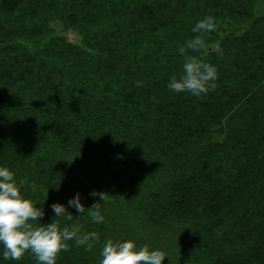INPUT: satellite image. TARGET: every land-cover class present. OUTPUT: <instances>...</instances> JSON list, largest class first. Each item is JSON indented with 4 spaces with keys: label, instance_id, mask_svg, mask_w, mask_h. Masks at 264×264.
<instances>
[{
    "label": "trees",
    "instance_id": "16d2710c",
    "mask_svg": "<svg viewBox=\"0 0 264 264\" xmlns=\"http://www.w3.org/2000/svg\"><path fill=\"white\" fill-rule=\"evenodd\" d=\"M207 16L215 30L193 32ZM186 56L216 67L215 90H169ZM0 167L42 224L60 203L62 228L98 233L56 264H99L107 239L163 264H264V0H0Z\"/></svg>",
    "mask_w": 264,
    "mask_h": 264
},
{
    "label": "clouds",
    "instance_id": "9594fccd",
    "mask_svg": "<svg viewBox=\"0 0 264 264\" xmlns=\"http://www.w3.org/2000/svg\"><path fill=\"white\" fill-rule=\"evenodd\" d=\"M214 30L215 18L212 16L198 21L192 29L196 33ZM187 48L193 52L201 51L205 48V41L196 36L187 42ZM178 51L184 54L185 48L181 47ZM182 68L183 74L179 78L173 76L169 81V90L187 92L197 97L215 90L218 70L214 65L196 56H186ZM24 183V180L17 183L14 172L7 167H0V245L3 246L5 260L19 261L25 253H31L37 264H56L58 255L70 250L68 241L74 240L77 247L85 246L88 251L94 243L99 242L100 237L95 231L80 234V225L62 228L56 218L66 217L71 220L73 215L60 203L51 205L55 213L52 222L42 224L40 220L45 215L44 209L37 207L35 201L26 199L21 193ZM90 195L99 196V200L104 203L109 199L106 192L93 191ZM68 205L75 207L81 214L87 212L94 223L104 221L99 201L86 209L77 193L68 201ZM100 255L102 259L99 264H163L167 257L163 251L150 250L147 245L138 247L133 240L114 242L112 239L104 242Z\"/></svg>",
    "mask_w": 264,
    "mask_h": 264
},
{
    "label": "rangeland",
    "instance_id": "374dc122",
    "mask_svg": "<svg viewBox=\"0 0 264 264\" xmlns=\"http://www.w3.org/2000/svg\"><path fill=\"white\" fill-rule=\"evenodd\" d=\"M64 34H66L70 39L72 40H79V37L77 35H75L74 33L72 32H64Z\"/></svg>",
    "mask_w": 264,
    "mask_h": 264
}]
</instances>
